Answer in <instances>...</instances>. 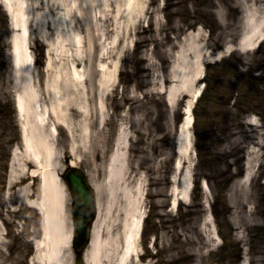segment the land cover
I'll return each instance as SVG.
<instances>
[{
    "label": "rangeland",
    "instance_id": "obj_1",
    "mask_svg": "<svg viewBox=\"0 0 264 264\" xmlns=\"http://www.w3.org/2000/svg\"><path fill=\"white\" fill-rule=\"evenodd\" d=\"M253 4L264 8L260 0H146L144 13L125 26L120 44L109 53L93 48L86 71L80 66L96 92L103 72H114L105 121L78 133L79 150L71 151L66 129L60 127L55 136L63 169L66 158H76L97 185L99 264H120L124 253L107 171L118 142L125 146L119 152L130 175H142L151 192L137 243L140 254L127 255L124 264H264V39L257 46L243 45ZM25 5L22 15L28 21L20 49L14 17L0 3V264H50L48 246L39 247L42 216L29 206L34 198L26 196L33 179L21 182L28 167L21 159V125L26 131V124L15 103L22 89L10 38L25 54L38 91L31 108L48 87L71 75L67 51L52 49V38H42L41 23L28 19L31 10ZM114 14L113 4L111 27ZM97 16H76L83 36L88 30L80 26L93 25L96 31L105 20ZM201 71L203 77L196 79ZM192 83L199 88L196 100L185 90ZM190 105L192 126L184 129ZM179 160L192 188L189 200L172 208ZM59 249L61 264H73L71 248L60 244Z\"/></svg>",
    "mask_w": 264,
    "mask_h": 264
},
{
    "label": "bare ground",
    "instance_id": "obj_2",
    "mask_svg": "<svg viewBox=\"0 0 264 264\" xmlns=\"http://www.w3.org/2000/svg\"><path fill=\"white\" fill-rule=\"evenodd\" d=\"M264 4V0H260ZM6 11L12 19V27L20 32V49L23 47L24 17L22 15V0H1ZM146 0H42L44 10L39 12L42 38H52V49L60 48L67 51V58L70 60L69 77H63L60 84L54 88L48 87L44 95H40V110L31 108L35 94L28 95L24 83H21L22 96L17 100L19 115L26 124L23 127V152L21 159L28 167L24 168V176L21 182L33 179L30 184V191L26 196L34 198L30 200L29 206L34 207L42 216L41 220V244L39 247L48 246L46 254L50 264H61L60 244L66 245L69 239L70 228L68 226L69 216L67 206L69 201L68 191L63 181L59 177L64 164L59 160L55 146V136L60 127L66 129L72 137L71 151L77 152L82 141L81 131L93 129L96 125L102 124L107 116V105L105 96L112 85L114 72H103V80L99 86L100 91L96 92L89 88L84 74L87 65L91 62L92 50L97 46L106 49L117 47L122 41L125 33V26L130 22L139 20V16L144 13ZM116 7L114 14L115 26H110L108 22L109 10L112 5ZM16 6V7H15ZM100 20L105 19L96 31L92 27L80 26L82 30H88L84 36L76 23V16H89ZM248 25L246 34L243 38V45L254 46L260 39H264V8L261 11L254 4L247 12ZM97 19V20H98ZM258 23L253 24V21ZM91 26V25H90ZM127 28V26H126ZM11 54L13 65L15 66L17 81L20 82V75L26 76L28 64L26 56L16 47L14 37L10 38ZM14 47V48H13ZM86 52L88 59L84 57ZM103 55L102 59H107ZM24 62V63H23ZM25 66H24V65ZM90 64V63H89ZM203 72L198 73L196 79L202 78ZM195 81V80H194ZM193 81V82H194ZM192 98L196 97L199 88L195 84L188 85L185 89ZM29 103L31 105L29 106ZM29 108L33 111L28 119ZM192 126V112L188 109L184 112L182 128ZM27 132V133H26ZM78 143V146H77ZM125 148L122 142L117 143V151L112 155L107 171L110 176L113 188V204L118 212L116 219L121 226V238L124 253L120 264H124L126 256H139L137 243L140 239L142 230V218L145 215V202L151 192L147 191V185L142 178H135L130 175L127 163L119 150ZM182 147L179 146L180 150ZM190 161V155L186 158ZM72 165H78L79 161L74 158L70 161ZM32 166V167H31ZM181 161L176 163L175 173L172 178L171 205L175 208L179 201L189 200L191 181L188 173L181 171ZM182 176L178 179L177 174ZM251 175L247 172L246 178ZM91 182L97 189L94 178L90 177ZM179 181V182H178ZM98 190V189H97ZM147 191V192H146ZM155 193V194H153ZM152 195H159L153 192ZM155 197V196H153ZM93 243L86 254L89 264H99L97 249L101 242L98 237L96 227L93 232ZM103 243V242H102ZM94 246V247H93Z\"/></svg>",
    "mask_w": 264,
    "mask_h": 264
},
{
    "label": "water",
    "instance_id": "obj_3",
    "mask_svg": "<svg viewBox=\"0 0 264 264\" xmlns=\"http://www.w3.org/2000/svg\"><path fill=\"white\" fill-rule=\"evenodd\" d=\"M34 3L37 5L39 1L34 0ZM39 12L40 10L36 9L33 16L39 17ZM25 81L30 86L28 76L25 78ZM62 177L75 202V231L71 243L76 249L81 251L80 253L76 252L75 264H85L81 253L87 249L88 244L92 241L91 232L93 231V222L97 216L95 190L87 181L84 172L76 166L68 167Z\"/></svg>",
    "mask_w": 264,
    "mask_h": 264
}]
</instances>
